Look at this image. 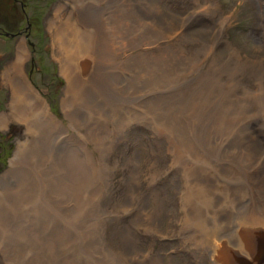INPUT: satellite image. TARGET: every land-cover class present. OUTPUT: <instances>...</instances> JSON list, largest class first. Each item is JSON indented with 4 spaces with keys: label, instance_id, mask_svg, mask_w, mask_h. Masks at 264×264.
<instances>
[{
    "label": "rangeland",
    "instance_id": "374dc122",
    "mask_svg": "<svg viewBox=\"0 0 264 264\" xmlns=\"http://www.w3.org/2000/svg\"><path fill=\"white\" fill-rule=\"evenodd\" d=\"M72 5L0 0V264H223L214 261L220 241L249 258L246 216L264 196L255 182L264 152V0H130L138 42L113 49L131 59L132 73L110 76L106 60L109 86H83L70 98L50 24ZM18 30L21 38L4 35ZM163 58L172 71L162 70ZM80 68L87 81L92 67ZM22 81L54 118L49 129L14 116ZM170 107L181 110L166 121ZM224 109L228 124L219 120ZM244 138L262 152L239 154ZM40 158L66 181L68 166L85 160L79 206L68 190L48 196Z\"/></svg>",
    "mask_w": 264,
    "mask_h": 264
},
{
    "label": "bare ground",
    "instance_id": "6f19581e",
    "mask_svg": "<svg viewBox=\"0 0 264 264\" xmlns=\"http://www.w3.org/2000/svg\"><path fill=\"white\" fill-rule=\"evenodd\" d=\"M71 1L73 3V5H72L73 10L69 12L68 16H66L64 18V20H62L61 23H58L56 20H53L50 24L51 29H53V31H54L53 32V38H52L54 47L56 49H58L57 51H59L60 59L62 58V62H61L62 63L61 64L62 73L66 76V79H67L66 93L69 94L67 96L70 98H72L71 95L73 94V91L78 90V89H83V86L87 87L88 89L90 87H93L94 89H96L97 87L101 88V87L109 86V84L111 82L109 83V82L105 81V80H107V75H105L106 74V73H104L105 68L102 66V65L105 66V64H103V62H105L106 60L108 62V71H110V74H109L110 76L115 75V77H116L119 69H123V70L127 69V71H130L129 70L131 67V61H129L130 58L129 59L122 58V56H120L122 54V52H121V54H119V52H118L119 50L117 49L115 51L113 48L116 45L117 46L121 45V47H123V49L129 48L132 46V44H134L135 41H137V38H138L136 35L137 31L135 30V28L137 26L136 25L137 19L136 20L134 19L135 18V13H134L135 11H134V8L130 7V0H119V1L118 0H108L107 3H105V5L101 4V0H88V1H86V0H71ZM111 2H113V3L111 4ZM131 4H133V3H131ZM103 6L111 7L112 13H110V14L104 13L105 10H104ZM150 7H152V6H150ZM63 8H64V6L60 5L56 9L55 13L58 15V13ZM74 11L76 12L75 17L73 16ZM150 12H148V14L151 15ZM107 15H108V17H106ZM142 36L143 35H141L140 37L142 38ZM140 37H139V39H140ZM119 49H121V48H119ZM84 58H87V60L84 62H81L82 59H84ZM89 58L91 59L92 63H91V61H89ZM163 59L166 60V63L164 61V63L166 65H164V63H163L164 67L162 68V70L163 71H168V70L172 71L171 67L174 63L172 65H170L169 62H174V61H170L169 58H163ZM17 63L18 62L16 61L15 64H17ZM81 63H82V70L84 72L83 74L89 73L91 70V67H92L90 74L85 76V79L88 82L87 81L82 82L83 79H80V78H82L80 76L81 75L80 74ZM140 63L141 62H139V64ZM180 63H182V62H180ZM132 64H133V62H132ZM148 66H150V64ZM156 67H157V65H156ZM161 67H162V65H161ZM106 69H107V67H106ZM157 69H159V68H157ZM142 70H143V68H142ZM162 70H161V72H162ZM127 71H125V74ZM14 74H15V72H14ZM158 76H162V75H158ZM28 83H29V81L20 82V85L24 88L25 91L21 90V89H17V87H16V89L14 88L15 89L14 92L12 91L13 92V94H12L13 100L11 103V108H12L13 114H14V116H16L20 120H22V118H25V117H28L31 115L32 117H34V119H38L39 121L44 123L49 129L51 127V125H53L52 120L54 118L51 116V114H49L47 109L45 110V108H47V107H45V105L42 104V102L40 100H38V99L34 100L33 97H30V96H32L31 95L32 87L30 85H28ZM113 87L115 88L114 85H113ZM116 88H117V93L122 92V90L124 89L123 86H121V88H120V86H118ZM204 88H209V85H206ZM11 90H13L12 85H11ZM25 92L27 95L25 94ZM90 92L92 93V91H89V93ZM93 93L97 95L96 91H94V90H93ZM70 98H67L69 102H71ZM74 98H75V96H74ZM28 99H30L31 101H29ZM143 99H145V98H143ZM68 101L64 100V104H63L64 108H69V106L67 107ZM228 104H231V103H228ZM169 105H172V104H169ZM180 110H181L180 107H177V108L170 107L169 110L167 112H164V114L162 115L163 119L168 121V119L172 118V116L176 117L179 114ZM230 114H231V112L227 113V111L224 109L223 113L220 112L218 115L219 120H221L222 122H226V124H228ZM235 118H238V117H235ZM0 120L4 121V117L2 116ZM219 120H218V122H219ZM55 125H58L56 121H55ZM53 127H55V126H53ZM217 138H218V136H217ZM80 142H81V140H80ZM206 144H207V142H206ZM256 144L257 143L250 140V138H248V139L244 138L242 141L241 150L238 153L243 154V156L248 154L247 151H249L251 153L254 151L256 154H259V152H262V147L260 144H258V145H256ZM80 149H82V147H80ZM223 152L229 154L228 150L223 149ZM262 156H263L262 157L263 158V166L261 167L260 171H258L256 173V176H255L256 184L260 183V186L258 187L259 188L258 189L259 195H262L264 193V152L262 153ZM40 160L42 161V163H41V165H39L40 166L39 170L43 171L42 174H44L45 178H46V179H43V181L47 185H49L48 190H47L48 196H49V194L51 196L53 195L52 199L54 200V198H55L54 194H58L61 196V194H63V192H65V190H68L71 195L76 196L77 203H78L77 206H79L80 202L82 201L81 200L82 195L86 190L85 187L87 185L86 179H85L86 178L85 177V168L83 166L85 164V160H83V159L77 160V158H76L75 163H73V165L68 166V173H70L69 175H71L72 178L69 176L67 178V181H66V177H64V180L62 179V177L60 176V171H58V170H57V172H59V176H57V175H56V177L53 176L52 175V173L54 172L53 167H52V170H50L51 167L45 168L46 165L44 164L43 159L40 158ZM69 163H70V160L67 159L66 165ZM54 165H55L54 167L60 166V165H56V164H54ZM256 167H258V165H256ZM246 176H249V174L247 173ZM65 183H66V185L68 183V187H69L68 189L65 187ZM19 196L20 195H18L17 197H19ZM260 200H261V210H259V209L257 211H254L255 209L250 210L249 215L246 216V221H249L251 223L252 227L247 228V229H250L249 231L246 229L243 230V233H245L247 231L250 233L251 230L258 229V228L264 229V196L261 197ZM0 204H1V202H0ZM255 218H257V220H254ZM0 224H2L1 218H0ZM248 224L244 223L243 226H248ZM2 226H3V224H2ZM253 227H254V229H252ZM4 228H5V226H4ZM221 234L216 233V236L219 235L220 237H222ZM240 240L242 241L243 239H240ZM235 241H236V238H235ZM216 242L217 241H215L214 244ZM245 242H246V247L243 246V244L241 245L240 242H238V244L236 243L234 245L235 246L237 245L236 247L239 248L240 250L242 248V251L246 248V251L245 252L243 251V252L246 255H248V257L250 255V251H252L256 254L261 252L262 246H261L259 237L253 236V235H248V236L246 235ZM222 244L226 245L225 241H220L217 244L218 254H215L216 249H215V245H214L215 252L212 254V256H214V254H215L214 261L220 260V262H222L221 257H223V255L220 254L222 252V250L224 249L223 247H221ZM32 245H34V244H32ZM212 259H213V257H212ZM46 264H51V263L47 262Z\"/></svg>",
    "mask_w": 264,
    "mask_h": 264
},
{
    "label": "water",
    "instance_id": "95a60500",
    "mask_svg": "<svg viewBox=\"0 0 264 264\" xmlns=\"http://www.w3.org/2000/svg\"><path fill=\"white\" fill-rule=\"evenodd\" d=\"M246 235H253L259 237L262 246L261 252L256 254L250 251L249 258H247L246 256H241L240 254L236 253L233 249L225 247V245H223L221 246L224 248L222 250L223 257H221V261L224 264H264V229L261 228L257 230H251V232H248Z\"/></svg>",
    "mask_w": 264,
    "mask_h": 264
},
{
    "label": "flooded vegetation",
    "instance_id": "af4514ba",
    "mask_svg": "<svg viewBox=\"0 0 264 264\" xmlns=\"http://www.w3.org/2000/svg\"><path fill=\"white\" fill-rule=\"evenodd\" d=\"M15 1H17V0H15ZM22 31L23 30H18L16 33H8V35H7V32H5L4 35L6 37L13 38L17 34L21 38L22 37V35H21ZM0 34H1V32H0ZM27 36H28V33H25L24 37L27 38ZM31 46H32V48H34L33 45H31ZM29 62H30V66H29L28 74L32 75V73L34 71V60H33V58H30Z\"/></svg>",
    "mask_w": 264,
    "mask_h": 264
},
{
    "label": "trees",
    "instance_id": "16d2710c",
    "mask_svg": "<svg viewBox=\"0 0 264 264\" xmlns=\"http://www.w3.org/2000/svg\"><path fill=\"white\" fill-rule=\"evenodd\" d=\"M9 152H10V150L7 151L5 157H7V156L9 155ZM2 163H3V162H2Z\"/></svg>",
    "mask_w": 264,
    "mask_h": 264
}]
</instances>
